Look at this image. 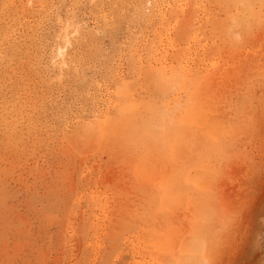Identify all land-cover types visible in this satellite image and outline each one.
I'll list each match as a JSON object with an SVG mask.
<instances>
[{"label": "rangeland", "instance_id": "1", "mask_svg": "<svg viewBox=\"0 0 264 264\" xmlns=\"http://www.w3.org/2000/svg\"><path fill=\"white\" fill-rule=\"evenodd\" d=\"M263 234L264 0H0V264H264Z\"/></svg>", "mask_w": 264, "mask_h": 264}, {"label": "bare ground", "instance_id": "2", "mask_svg": "<svg viewBox=\"0 0 264 264\" xmlns=\"http://www.w3.org/2000/svg\"><path fill=\"white\" fill-rule=\"evenodd\" d=\"M59 34H60V33H59ZM64 47H65V46H64ZM58 49H59V48H58ZM58 51L60 52L59 55H61V53L64 52L63 48H60V50H58ZM53 59H54V58H53ZM148 102H149V101H148ZM151 105H152V104H151ZM201 110H203V109H201ZM202 112H203V111H202ZM202 112L200 113V115H197V116L199 117L200 120L202 119V118H201V117H202ZM214 118H215V117H214ZM208 120H209V119H208ZM211 121H212V120H209V124H208L210 127L213 126V123H211ZM212 122H213V121H212ZM215 125H216V124H215ZM212 128H213V127H212ZM214 129H215V128H214ZM210 134H211V133H210ZM140 169H141V167H140ZM150 172H151V171H150ZM196 178H197V177H196ZM191 238H192V237H191ZM194 238H195V237H194ZM262 238H264V234H263ZM192 239H193V238H192ZM197 239H198V238H197ZM190 240H191V239H190ZM263 240H264V239H263ZM192 241L195 242L196 240L194 239V240H192ZM193 242H192V243H193ZM199 243H200V241H199ZM192 245H193V244H192ZM194 245H195V243H194ZM202 245H203V246H202V251H203L204 248H205L206 246H205L204 244H202ZM190 246H191V245H190ZM200 246H201V245H200ZM200 246H199V247H200ZM182 248H184V247H182ZM187 249H188V247H187ZM192 249H193V248H192ZM209 249H210V248H209ZM195 250H196V249H195ZM188 251H189V250H188ZM191 251H193V250H191ZM206 251H207V250H206ZM200 252H201V251H200ZM200 252H199V253H200ZM263 252H264V244H263ZM186 257H187V256H186ZM190 257H191V256H190ZM198 257H199V256H198ZM184 259H185V258H184ZM195 259H197V258H195ZM192 260H193V259H192ZM263 260H264V257H263ZM185 263H186V262H185ZM185 263H184V264H185ZM187 263H188V262H187Z\"/></svg>", "mask_w": 264, "mask_h": 264}]
</instances>
